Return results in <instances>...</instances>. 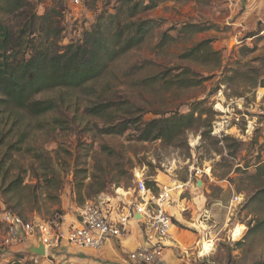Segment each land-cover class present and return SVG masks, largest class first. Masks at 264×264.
Wrapping results in <instances>:
<instances>
[{"label":"rangeland","instance_id":"374dc122","mask_svg":"<svg viewBox=\"0 0 264 264\" xmlns=\"http://www.w3.org/2000/svg\"><path fill=\"white\" fill-rule=\"evenodd\" d=\"M57 1L63 6V45L80 39L97 14H113L114 7L119 6V0H80L78 5L71 0H40L38 14ZM134 2L145 8L136 18L159 21L157 34L171 30L168 33L178 41L158 51L154 49L157 39H153L111 65L98 82L46 93V97L59 100L61 112L29 118L27 141L20 144L23 151L13 153L10 174L6 179L0 178L3 189L14 178L23 180L24 199L12 201L20 202L23 212L5 204L2 190L0 211L21 214L24 221L31 223L65 215L75 220L86 205L133 191L138 178L145 183H169V187L184 183L180 198L190 202L195 210L185 209L187 214L179 228L185 234L192 233L197 242L189 249H179L185 258L181 264H264V192L253 199L257 186L241 174L246 166L252 171L253 164L264 162V0L129 3ZM186 24H197L206 30L188 38L178 34ZM205 40L210 41L213 51L220 52L223 65V69L209 75L199 64L178 60L184 51ZM184 67L199 74L197 78L203 79L200 85L189 89L164 87L167 69ZM251 70L260 74L256 82ZM155 76L164 81L153 84L150 80ZM229 77L231 80H227ZM100 99L115 105L131 102L135 116L143 120L175 111L186 113L191 104L204 100L214 113L209 129L212 140L202 139V129L187 133L185 142L177 148L160 142L138 143L135 130L122 137L107 136L101 129L109 119H95L84 113L85 108ZM53 118L64 123L55 125ZM225 138L230 139L228 143ZM17 140L14 135L11 143ZM231 153H237L235 159ZM36 158L52 171L54 179L48 187L42 181ZM103 185V193L96 195ZM238 226L243 230L233 238ZM4 239L5 228L0 224V264L15 260L16 255H29L26 249L34 246L28 239L5 246ZM204 243L211 244L212 249L201 255ZM23 262L34 264L26 256Z\"/></svg>","mask_w":264,"mask_h":264},{"label":"trees","instance_id":"16d2710c","mask_svg":"<svg viewBox=\"0 0 264 264\" xmlns=\"http://www.w3.org/2000/svg\"><path fill=\"white\" fill-rule=\"evenodd\" d=\"M129 2L130 0L117 1L119 6L114 7L113 14H97L94 23L83 32L80 39H73L63 45L61 36L64 31V15L60 1L39 15L37 10L40 0H0L1 179H6L10 174L13 153L19 154L23 151L20 144L27 141L29 118L38 119L52 112H61L59 100L46 97V93L63 89L74 90L98 82L111 65L153 39H157L154 49L158 51L178 41L168 33L171 30L157 34L156 31L160 29L159 21L136 18L145 8L138 2ZM205 30L197 24H186L178 30V34L183 33L190 38ZM178 60L199 64L207 69L208 75L223 67L220 52L213 51L209 40L197 43L184 51ZM181 69H167L168 76L163 78L165 81L158 76L150 81L153 84L164 81V87L168 90L189 89L200 85L203 79L197 78L198 73L188 67ZM173 71L176 73L171 74ZM233 73L237 72L233 70ZM251 73L254 74L252 77L256 82L260 77L258 70H251ZM221 76L224 77V74L221 73ZM248 76L250 75L247 73ZM190 106L186 113L175 111L151 120H143L135 116L137 112L131 102L115 105L112 101L100 99L85 108L84 113L95 119H109L101 129L107 136L122 137L126 132L135 130L138 143L160 142L165 146L177 148L181 142H185V136L193 129H202V139L212 140L209 129L213 111L205 105L204 100ZM53 119L55 125L64 123L60 118ZM14 135L18 136V140L11 143ZM228 140L230 139L225 138L226 143ZM237 153H231V157L235 159ZM37 158L42 181L48 187L54 179L52 171ZM248 168L246 166L241 174L257 186L253 195V199H256L257 195L264 192V162L253 164L252 171H248ZM146 186L152 187L153 182H147ZM22 187L23 180L17 177L6 188H0L6 199L5 204L21 214L23 210L20 208V202L13 204L12 201L24 199ZM104 188L105 185L101 186L95 194L103 193ZM239 191L237 192L240 193ZM33 199L36 203L35 196ZM21 214L17 215L22 217ZM258 225L255 228H258ZM25 256L31 258V255H16L15 260L4 264H25Z\"/></svg>","mask_w":264,"mask_h":264},{"label":"built area","instance_id":"2783aa9c","mask_svg":"<svg viewBox=\"0 0 264 264\" xmlns=\"http://www.w3.org/2000/svg\"><path fill=\"white\" fill-rule=\"evenodd\" d=\"M80 0H71L78 5ZM237 119V118H236ZM153 186L138 178L132 190L124 191L120 205L112 210L106 201L86 205L79 213L80 223L67 232L60 230L61 217L48 222H26L7 209L0 211V224L5 228L4 245L19 243L28 239L40 242L45 249V257L31 256L34 264H53L51 251L61 240L80 248L100 249L108 239H119L126 234L133 223L141 231L142 243L127 255L132 264H153L165 249L164 242L170 236L174 226L172 216L167 210L174 193H180L184 183H174L172 187L163 186L152 180ZM235 200H240L235 198ZM77 218V219H78Z\"/></svg>","mask_w":264,"mask_h":264},{"label":"crops","instance_id":"0c3cea01","mask_svg":"<svg viewBox=\"0 0 264 264\" xmlns=\"http://www.w3.org/2000/svg\"><path fill=\"white\" fill-rule=\"evenodd\" d=\"M163 186H169L170 184H162ZM186 186V184H185ZM184 191V189H183ZM180 193H174L172 196L171 205L168 207V212L172 216L174 226L170 230V236L165 240V249L160 258L153 264H181L185 263V258L179 253V249H189L197 239H194L192 233L185 234L182 229L179 228L181 221H184L183 216L187 213L185 209L194 206H190V202L180 198ZM123 193H117L115 197H108L106 199L107 205L114 211L117 210L119 202L125 200ZM196 208H199L196 206ZM76 216L75 220L69 215L61 217L60 230L67 232L70 228L76 227L80 223V219ZM176 222V223H175ZM142 243V235L139 227L131 223L126 234L122 235L119 239H108L100 249L80 248L69 244L65 240H61L59 245L51 251L53 255V264H132L128 261L127 255L136 249ZM34 246L37 243L31 241ZM48 264L47 262H43Z\"/></svg>","mask_w":264,"mask_h":264},{"label":"water","instance_id":"95a60500","mask_svg":"<svg viewBox=\"0 0 264 264\" xmlns=\"http://www.w3.org/2000/svg\"><path fill=\"white\" fill-rule=\"evenodd\" d=\"M26 253L31 256L38 257V258L45 257V249H44V246L40 242H38L36 246H29L26 249Z\"/></svg>","mask_w":264,"mask_h":264},{"label":"bare ground","instance_id":"6f19581e","mask_svg":"<svg viewBox=\"0 0 264 264\" xmlns=\"http://www.w3.org/2000/svg\"><path fill=\"white\" fill-rule=\"evenodd\" d=\"M243 230L242 226H238L234 231H233V238L238 237L241 234V231ZM212 249V245L209 243H204L202 247V252L201 255H205L210 253Z\"/></svg>","mask_w":264,"mask_h":264}]
</instances>
